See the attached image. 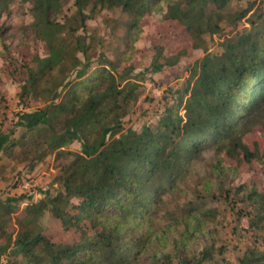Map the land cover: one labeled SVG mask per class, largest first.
<instances>
[{
  "label": "trees",
  "instance_id": "16d2710c",
  "mask_svg": "<svg viewBox=\"0 0 264 264\" xmlns=\"http://www.w3.org/2000/svg\"><path fill=\"white\" fill-rule=\"evenodd\" d=\"M214 1L215 9L209 0H74V4L81 27L91 16L89 9L94 13L98 6L120 8L128 15L127 38L133 39L128 48L132 49L143 31L141 19L164 2L163 18L184 26L193 47L200 48L212 14L229 3ZM33 3V27L48 44V54L36 57L35 67L28 66L22 84V95L45 103L43 119L25 125L27 132L41 127V136L48 138L45 154L74 139L81 142L83 152H75L62 167L58 177L62 188L56 195L26 206V215L16 221L15 234L9 224L18 205L0 200V236L6 241L0 244V264H135L158 236L153 205L162 199L160 182L169 169L183 165L188 156L209 144L218 150L241 149L248 161L257 156L241 133L246 118L264 99V25L231 40L222 53L197 61L156 126L122 130L121 119L137 99L132 81L122 85L124 74L132 68L118 72L127 52L118 61L102 58L94 64L89 46L64 34L66 25L56 16L62 0ZM4 47L7 50L8 45ZM155 49L156 66L172 65L186 53L180 49L167 56L164 46ZM249 195L264 210V190L253 189ZM46 209L66 228L80 233L75 242H57L45 233L40 217ZM132 230L140 233L129 242Z\"/></svg>",
  "mask_w": 264,
  "mask_h": 264
},
{
  "label": "rangeland",
  "instance_id": "374dc122",
  "mask_svg": "<svg viewBox=\"0 0 264 264\" xmlns=\"http://www.w3.org/2000/svg\"><path fill=\"white\" fill-rule=\"evenodd\" d=\"M62 5L56 16L66 25L64 34L88 45L94 64L102 58L118 61L127 52L118 72L132 68L124 74L122 85L132 81L137 99L121 119L122 130L156 126L197 61L222 53L231 40L255 33L264 25V0H229L226 7L212 14L202 46L194 48L184 26L163 18V2L141 19L143 31L129 49L133 39L127 38L128 15L120 8L98 6L94 13L89 9L91 16L81 27L74 0H62ZM216 5L209 0L211 9ZM34 20L33 0L0 1V200L18 205L9 224L14 234L17 219L26 215V206L56 195L62 188L58 180L62 167L70 163L75 152H83L81 142L74 139L45 154L48 138L41 136V127L27 132L25 125L43 119L45 106L44 101L21 92L28 66L35 67L36 57L48 54V44L37 36ZM4 45H8L7 50ZM156 45L164 46L167 56L180 49L186 53L172 65L156 66ZM79 55L83 57L81 52ZM246 119L241 136L257 156L248 161L241 149L218 150L209 144L188 156L183 165L169 169L160 182L162 199L153 205V227L158 236L140 252L135 264H185L184 259L188 264H264V210L249 195L253 189L264 190L263 98ZM40 222L57 242L71 243L79 237L77 230L66 228L48 209ZM139 233L132 230L129 242ZM5 243L0 236V244ZM1 257L7 261L6 254Z\"/></svg>",
  "mask_w": 264,
  "mask_h": 264
}]
</instances>
